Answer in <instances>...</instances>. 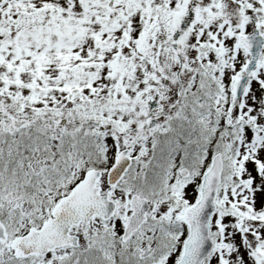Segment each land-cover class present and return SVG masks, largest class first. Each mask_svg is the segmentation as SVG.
I'll list each match as a JSON object with an SVG mask.
<instances>
[{"label": "snow or ice", "instance_id": "snow-or-ice-1", "mask_svg": "<svg viewBox=\"0 0 264 264\" xmlns=\"http://www.w3.org/2000/svg\"><path fill=\"white\" fill-rule=\"evenodd\" d=\"M0 264H264V0H0Z\"/></svg>", "mask_w": 264, "mask_h": 264}]
</instances>
